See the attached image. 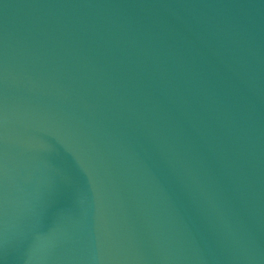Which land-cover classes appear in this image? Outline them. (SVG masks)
<instances>
[{
    "label": "water",
    "instance_id": "water-1",
    "mask_svg": "<svg viewBox=\"0 0 264 264\" xmlns=\"http://www.w3.org/2000/svg\"><path fill=\"white\" fill-rule=\"evenodd\" d=\"M0 264H264V0H0Z\"/></svg>",
    "mask_w": 264,
    "mask_h": 264
}]
</instances>
